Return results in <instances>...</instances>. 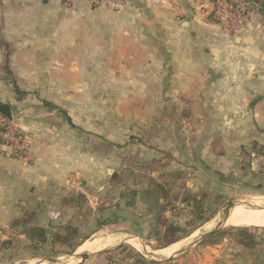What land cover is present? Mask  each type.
I'll return each instance as SVG.
<instances>
[{"label": "crops", "instance_id": "1", "mask_svg": "<svg viewBox=\"0 0 264 264\" xmlns=\"http://www.w3.org/2000/svg\"><path fill=\"white\" fill-rule=\"evenodd\" d=\"M121 1L126 8L120 11L84 5L67 11L62 0H0V32L11 49L10 70L25 89H38L41 98L31 95L25 101L14 93L12 78L0 80V104L11 106L33 151L32 160H21L0 146V227L22 208L69 218L78 208L60 209L56 200L79 192L80 178L112 171L107 149L104 154L95 145L84 149L83 117L87 136L98 129L96 108L83 111L82 103L127 105L125 112L107 108L114 116L111 122H152L151 148H140L153 158L169 154V171H194L198 184L206 185L193 187L192 194L204 191L211 197L216 190V197L225 200L244 187L264 196V19H252L235 35L209 20L198 0ZM3 59L0 48V65ZM97 87L108 95H92ZM24 104L41 110H22L18 122L14 106ZM133 104L135 113L129 107ZM99 134L106 140L113 136L110 128ZM120 211L125 210L112 213ZM258 235L261 245L255 252L224 239L173 259L174 253L162 255L169 247L157 250L164 258L150 261L264 264V237ZM108 246L82 252L78 264H114L100 257Z\"/></svg>", "mask_w": 264, "mask_h": 264}, {"label": "rangeland", "instance_id": "2", "mask_svg": "<svg viewBox=\"0 0 264 264\" xmlns=\"http://www.w3.org/2000/svg\"><path fill=\"white\" fill-rule=\"evenodd\" d=\"M1 40L10 48L9 44L6 43L0 32V41ZM3 65L4 62L0 66ZM8 73L16 81V85L12 82V86L14 93L18 97L25 101H27L31 95L37 99H41L38 89H25L23 84L20 83V79H18L12 70L8 71ZM16 86L21 91V95H18L15 92ZM106 91L107 90L104 87H97L93 89L92 95H108V91ZM41 103V105L46 106V103L42 101ZM94 105L83 103L79 105L83 111H85V108L89 106L96 108L95 111L97 112V116L94 118L93 122L96 123L98 134H91L90 136H87L88 133L84 131V127H88V124H86L87 120L85 121L86 118L84 117L83 119L81 118V134L84 138L83 146H85L84 149L87 150L89 146L95 145L99 154H104V150L107 149L108 154L111 155L109 168L112 171L106 174V176L96 175L92 177L80 178L78 183H80L79 185L81 190L79 192H71L66 195L82 194L87 199L85 203L78 206V210L75 215L69 214V218L64 216L53 220L49 215L37 212L39 223L48 227H58L60 225H65L71 219H74L75 223L80 228V239H84L86 237H88L89 240L97 238L100 239V244L97 245L98 247L95 246L91 249L102 247L105 243H110V246L106 248L110 251V253L101 254L100 257H102V259L112 261L114 264H134L133 258H136L139 255L148 260H154V258L150 255H155L158 245L164 243L165 241L163 239V242H161L162 237L160 239L157 238L159 235L158 232H156V223L154 222L156 221V214L160 210L161 205L166 203V201H163L165 199H163L161 194L153 188V185L150 184V180H168L169 177H167V174L169 172H181L183 173V176L181 179L176 180L177 190L182 187L190 192L193 187L201 189L202 187H205L206 184H198V175H195L196 173L194 171V173L192 171L185 172L182 168H180L181 170L178 169L169 171L168 166L171 164L168 157L169 154L164 153L162 157L160 156V158H153V154H146L144 150L140 148H151L154 134L152 122L143 124L146 122L145 119H143L138 123H136L137 121H134L135 123L131 126L129 122L125 120L120 121V119H116L111 122L110 119L114 118V116H109L110 112L107 108H112L115 112V110H120L119 108L122 107V111L125 112L127 111V105H112L103 102H98ZM14 107L16 108L15 112L18 122L20 121V116H22V110H24L23 112L30 111L32 108L36 112L37 110H41L40 108H37L36 106L33 107V105L30 106L29 104H24L22 109H19V106ZM129 107H131V111H134V113L138 111L137 104L130 105ZM145 110L146 105H144V113L146 114L148 109L146 112ZM139 124H141V129L137 126ZM105 128H110V130H112L113 136L110 140H106L104 135L99 134ZM141 154L143 157L142 160L140 158ZM209 189H211V185ZM236 192H238V194L233 198L225 200H221L218 196L216 197V190L211 194V197L207 193V198L202 204L204 209L203 212L200 213V217H212L211 220L209 223L201 225L196 232L177 245L174 255H180L182 253H184L183 255H186L198 246L204 245L202 241L199 243L195 242L200 236L218 229L220 225L221 229L229 227L227 225V218L231 212L239 208L248 210L264 209L263 195H255L254 193L250 194L248 189H245L244 187ZM200 193L206 192L201 191ZM200 193H193V195H199ZM173 197L174 196H168L167 199L170 201ZM56 201L57 203H54V206L62 209V198ZM118 209H124L125 211H120L122 213L118 214L112 213H116ZM162 214L170 223L172 222L181 228L184 235L190 231L192 232L194 229V224H191L193 220L191 208L181 201H172V204L167 205L166 212ZM99 219H101V221L110 222L111 224L100 228V223H97ZM11 221L12 220L6 222L7 226L0 227V243L10 238L15 240V246L11 251L6 249L3 250L0 246V264H53L50 262L53 260H59L61 263L65 264H78L81 261L78 259L80 254L84 252L81 251V249H78L79 251L77 250L73 255H64L57 258L52 256L47 247L42 250L24 248L23 246L26 243L25 237L23 235H19V231L12 232L10 230L9 225ZM258 233L264 237V228L261 227V229L258 230ZM263 240L264 239L262 238V241ZM139 242L145 246L150 255L145 254L143 248L138 246V244H141ZM119 247H123V249H118ZM94 251L92 253H95ZM89 253L91 254V252ZM11 254L17 255V257L11 260ZM162 255L156 254L155 257L157 259H163L164 256ZM100 257L97 259H101Z\"/></svg>", "mask_w": 264, "mask_h": 264}, {"label": "trees", "instance_id": "3", "mask_svg": "<svg viewBox=\"0 0 264 264\" xmlns=\"http://www.w3.org/2000/svg\"><path fill=\"white\" fill-rule=\"evenodd\" d=\"M258 3L261 8L264 9V0H253ZM210 20V18H209ZM0 47L4 49V65L0 66V73L8 78H12V82L16 85V81L8 73L10 71V54L11 49L1 40ZM15 92L21 95V91L16 86ZM49 107L56 108L54 105L48 104ZM169 157V156H168ZM168 180L157 181L154 179L150 180V184L153 188L158 191L162 198L165 199L166 203L161 205L160 210L156 214L155 229L158 232V239L161 237V242L163 239L164 243L158 245L156 250H162L168 248L176 243L183 241L184 239L190 237L194 232H196L201 225L208 223L212 217H200V213L203 212V201L207 198V193H200L199 195H193L185 188H176V180L181 179L183 173L179 172H169L167 174ZM166 177V176H165ZM161 178V177H160ZM166 183V184H165ZM176 189V190H175ZM168 196H174L172 200L167 199ZM87 201L86 197L82 194L69 195L62 198V206L65 207H75L78 208L80 204ZM172 201H181L187 204L191 208L193 220L191 224H194V229L192 232L182 233V229L176 226L174 223H170L162 213L166 212L167 205L172 204ZM200 217V218H199ZM100 223V228L111 224L107 221H97ZM10 230L19 231V235L25 237L26 243L24 248H32L35 250H42L48 248L52 256L60 257L64 255H73L78 248L87 241L89 238L80 239V228L75 223L74 219H71L65 225H60L58 227L46 226L39 223V217L36 210L33 209H23L21 214L13 218L10 225ZM98 228V229H100ZM261 227H226L219 229L208 236L202 241L204 245L214 246L218 245L222 240L227 239L234 244H238L252 252H255L261 245L260 235H258V230ZM1 248L4 250H12L15 246V240L7 239L0 243ZM126 248V247H125ZM118 249H123L119 247ZM107 251L106 254H109ZM11 254V260L15 259L17 255ZM134 264H158L154 261H150L145 257L139 255L133 258Z\"/></svg>", "mask_w": 264, "mask_h": 264}, {"label": "built area", "instance_id": "4", "mask_svg": "<svg viewBox=\"0 0 264 264\" xmlns=\"http://www.w3.org/2000/svg\"><path fill=\"white\" fill-rule=\"evenodd\" d=\"M67 11H75L80 5L90 9H108L120 11L126 8L121 0H62ZM200 9L214 23L227 26L233 34L242 32L243 28L254 18H264V9L253 0H198ZM0 146L10 157L21 160H32L31 138L23 133L15 124L0 115ZM50 218H59L58 213L52 212Z\"/></svg>", "mask_w": 264, "mask_h": 264}, {"label": "bare ground", "instance_id": "5", "mask_svg": "<svg viewBox=\"0 0 264 264\" xmlns=\"http://www.w3.org/2000/svg\"><path fill=\"white\" fill-rule=\"evenodd\" d=\"M227 225L229 227L230 226H236V227L256 226V227L264 228V209L263 210H260V209L259 210H248V209L240 208L239 210L229 214L227 218ZM99 244H100V239L98 238L86 241L85 245L81 248V251L87 252V250L89 251V249ZM177 245L179 244L177 243L176 245H173L169 247L168 249L163 250L162 254L170 255L171 253H174Z\"/></svg>", "mask_w": 264, "mask_h": 264}, {"label": "water", "instance_id": "6", "mask_svg": "<svg viewBox=\"0 0 264 264\" xmlns=\"http://www.w3.org/2000/svg\"><path fill=\"white\" fill-rule=\"evenodd\" d=\"M212 76V75H211ZM213 77V76H212ZM0 80H7V77H5V76H3V75H1L0 74ZM0 115L1 116H3V117H5L6 119H8L9 121H12L13 120V115H12V109H11V106L10 105H7V104H0ZM219 229H221V225L218 227V229H216L215 231H217V230H219ZM215 231H212V232H208V233H206V234H204V235H202V236H200L199 237V239L195 242V243H199V242H201V241H203L204 239H206L208 236H210L212 233H214ZM139 243H141V242H139ZM194 243V244H195ZM194 244H192V245H194ZM141 245L143 246V250H144V252H145V254H149L150 255V253H148V251L146 250V248H145V246L141 243ZM109 251V250H108ZM103 253H106L107 251H102ZM101 251H99V252H96V253H102ZM184 253H182V254H180V255H174V256H172V259L173 258H175V257H179V256H181V255H183ZM90 255V253L89 254H87V255H85L84 257H83V259H85V258H87L88 256ZM150 256H152V258H154V261H159L160 259H157L156 257H155V255H150ZM50 262H52L53 264H65V263H61L59 260H53V261H50ZM43 263V262H42Z\"/></svg>", "mask_w": 264, "mask_h": 264}]
</instances>
